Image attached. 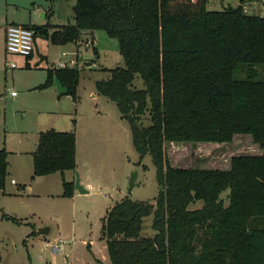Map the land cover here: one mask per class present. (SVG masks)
I'll list each match as a JSON object with an SVG mask.
<instances>
[{"label":"trees","instance_id":"trees-1","mask_svg":"<svg viewBox=\"0 0 264 264\" xmlns=\"http://www.w3.org/2000/svg\"><path fill=\"white\" fill-rule=\"evenodd\" d=\"M252 2L207 11L206 0H75L73 25H25L53 44L95 30L117 40L124 68L95 91L128 122L140 160L149 155L158 192L153 204L124 198L107 210L101 239L110 264H264V16L244 11ZM78 78L76 66L48 68L37 88L57 82L75 102ZM234 135L261 153L232 156L219 170L172 167L165 152L168 143L224 144ZM75 148L74 130L40 132L32 178L75 170ZM7 156L0 149V193ZM73 191L62 177V197ZM149 216L154 233L145 237ZM0 219L14 220L1 209Z\"/></svg>","mask_w":264,"mask_h":264},{"label":"rangeland","instance_id":"rangeland-1","mask_svg":"<svg viewBox=\"0 0 264 264\" xmlns=\"http://www.w3.org/2000/svg\"><path fill=\"white\" fill-rule=\"evenodd\" d=\"M236 3L237 0H206L205 8L222 11ZM258 4L264 8V0ZM74 5L75 0H0V147L5 141L9 149L32 150L37 140L32 142L30 130L35 126H71L77 140L81 179L78 173L77 177L87 191L82 194L75 189L74 198L62 197L59 173L34 177L33 181L32 172L26 174V168L23 170L28 155L12 156L11 166H20L21 172L11 175L17 184L10 185L8 179L6 190L21 195L0 198L3 212L14 219H0V264H110L106 243L101 239L107 209L124 198L153 204L158 192L149 155L140 160L131 142L128 122L121 118L113 102L95 91L96 81L108 79L110 70L124 68L117 40L100 30L93 31V38L82 32L77 44H53L36 36L29 59L4 52L7 24L73 25ZM251 6H246V13L263 16ZM54 30L50 28L49 33ZM88 40L91 44L87 47ZM60 62L78 69L75 102L69 95H60L55 82L47 88H37L45 82L46 69L59 67L56 65ZM11 64L15 68L8 69ZM133 87L143 88L139 75H135ZM141 124H149L147 115ZM164 147L170 165L178 168L224 170L232 156L261 153L249 137H235L224 144L168 143ZM73 179L76 181V176ZM27 186H31V194ZM225 195L226 192L220 194L224 205ZM42 228L48 229V234L37 236ZM153 233L149 216L143 221L141 234L148 237ZM54 245L61 249L53 255L50 247Z\"/></svg>","mask_w":264,"mask_h":264},{"label":"crops","instance_id":"crops-1","mask_svg":"<svg viewBox=\"0 0 264 264\" xmlns=\"http://www.w3.org/2000/svg\"><path fill=\"white\" fill-rule=\"evenodd\" d=\"M259 2H252V3H246V4H244L243 5V9H244V11L246 12V6H248V5H252L251 7L253 8V9H257L258 11H260V12H262V14L264 15V8H263V6L262 5H260V4H258ZM236 5H238V0H237V3L235 4V6ZM47 23V22H46ZM46 23H42V24H40L39 26H42V25H45ZM11 24H19V25H33V24H21V23H15V22H12ZM7 25H9V24H7ZM6 25V26H7ZM6 26H5V28H6ZM5 28H4V34H5ZM82 33V32H81ZM82 34H88V35H90L92 38H93V31H83V33ZM3 39H4V37H3ZM35 43V42H34ZM35 45V44H34ZM4 52H5V49H4ZM6 54V53H5ZM62 54H64V53H62ZM64 56V55H63ZM27 64V63H26ZM56 66H58V65H56ZM8 69H11V68H9L8 67ZM13 69V68H12ZM9 71V70H8ZM60 94V93H59ZM97 94V93H96ZM61 95V94H60ZM93 97H95V95L93 96ZM0 115H1V106H0ZM45 128H47V129H54V130H56V131H62V132H66V131H70L71 130V126H62L61 128L62 129H57L56 127H43V126H35L34 127V129H32V130H30L31 131V135H30V137L32 138V142H35L36 140V143H33L34 145H32V150H30V149H28V151H25L24 149H21V148H23V147H21V148H19V149H9V147H7L6 146V143H5V141H3V145H2V147H0V149H5L7 152H8V156H7V178H6V185H5V188H4V190L3 191H1V193H0V198L1 197H4V196H15V197H18V196H20L21 194H19V192L17 193V192H11V191H7L6 190V186L8 185V179H9V184L10 185H16L17 183L11 178V175L12 174H15V173H20L21 172V167L20 166H18V165H13V166H11V164H10V158L12 157V156H22V157H24L23 155H28L27 157L28 158H26L27 160H26V162H25V166L23 167V170H25V168H26V170L24 171V172H26V174H31V172L33 173V167H32V153L35 151V149H36V146H37V143H38V136H39V133L40 132H42V131H45V130H47V129H45ZM72 130H74V129H72ZM74 133H75V130H74ZM22 135V134H21ZM28 136V135H27ZM22 137V136H21ZM235 137H248V136H245V135H234L233 137H232V140H233V138H235ZM75 140H76V135H75ZM20 144H22L21 146H24L25 145V143L23 144V142H22V140L20 141ZM75 161H76V167H75V170H73V171H65L62 175L59 173V175H60V179H62V177L66 180V181H68V182H75L74 181V176H76V174L78 173V175H79V177H80V179H81V173H80V168H79V165H78V161H77V140H76V148H75ZM18 156V157H19ZM56 174V173H55ZM55 174H51V175H47V176H43V177H41V178H45V177H50V176H52V175H55ZM30 178L31 179H33V181H34V179L35 178H38V177H35V178H32V174L30 175ZM40 178V177H39ZM14 181V183H11V181ZM23 185H25V184H23ZM27 193L28 194H31L32 193V188H31V186H27ZM75 188H74V194H73V198L75 197ZM48 192V191H47ZM80 193H82V192H80ZM82 194H87V193H82ZM112 207V206H111ZM111 207H109L107 210H109ZM0 209H1V211H2V213L4 214V215H8V214H5L4 212H3V210H2V207H0ZM107 212V211H106ZM43 230H47V233L46 234H48V232H49V230L48 229H46V228H42V229H39L38 230V232L39 231H43ZM36 235L37 236H40L38 233H36Z\"/></svg>","mask_w":264,"mask_h":264},{"label":"built area","instance_id":"built-area-1","mask_svg":"<svg viewBox=\"0 0 264 264\" xmlns=\"http://www.w3.org/2000/svg\"><path fill=\"white\" fill-rule=\"evenodd\" d=\"M264 16V15H263ZM34 30L25 25L19 24H9L5 28L4 34V49L6 54L18 55L23 58H27L32 55L34 51ZM77 44V42H75ZM91 41L88 40L85 42V46H89ZM65 55V54H63ZM66 63L60 62L58 66L60 68L66 67ZM9 68H15L14 64H11ZM15 93L12 92L11 96H14ZM11 183H14L12 180ZM51 254H56L60 249V245H54L50 247Z\"/></svg>","mask_w":264,"mask_h":264},{"label":"water","instance_id":"water-1","mask_svg":"<svg viewBox=\"0 0 264 264\" xmlns=\"http://www.w3.org/2000/svg\"><path fill=\"white\" fill-rule=\"evenodd\" d=\"M55 83H56V85H57V89H58V92H59L60 94H63V93L66 92V89H65L64 87H62V86H61L59 83H57V82H55ZM134 178H135V175L132 176V178H131V182L134 181ZM74 188H75L76 190H78L79 192L87 193V191L83 190V188L79 185V179H78V177H77V174H76V181L74 182ZM46 233H47V230H43V231H39V232H38L39 235H45Z\"/></svg>","mask_w":264,"mask_h":264}]
</instances>
